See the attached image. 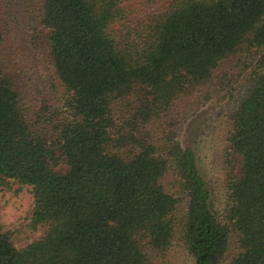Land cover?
<instances>
[{"label":"trees","instance_id":"16d2710c","mask_svg":"<svg viewBox=\"0 0 264 264\" xmlns=\"http://www.w3.org/2000/svg\"><path fill=\"white\" fill-rule=\"evenodd\" d=\"M1 8L0 186L45 230L18 249L0 226V264H264V0ZM210 101L206 172L185 133Z\"/></svg>","mask_w":264,"mask_h":264},{"label":"rangeland","instance_id":"374dc122","mask_svg":"<svg viewBox=\"0 0 264 264\" xmlns=\"http://www.w3.org/2000/svg\"><path fill=\"white\" fill-rule=\"evenodd\" d=\"M23 1L24 0H19V4H22ZM0 11H2V8ZM37 31L40 33V37L43 39L44 43L47 31L40 25ZM8 53H11V50H9ZM226 104V102L217 104L214 101H210V103L205 106L206 109L204 111L207 113L204 114L203 117L195 115L190 118L187 123V125L189 124L188 131L185 135L188 138L192 134L194 135L198 156L206 172H210L215 167L212 166L214 161L212 153L217 150L215 145L217 139L223 137L220 134L219 125L222 121L221 114L226 109ZM193 121H196V124L198 122L202 123L201 127L195 128V123H193ZM211 142H213V144H210ZM217 154L221 162H223L222 154ZM32 208L33 195L30 187L13 183H11L9 187L0 186V226H2L4 230L12 232L14 245L18 249L37 240L44 233L45 229L43 227H38L35 231H32L29 227V218ZM172 264H191V262L186 256L178 252Z\"/></svg>","mask_w":264,"mask_h":264}]
</instances>
